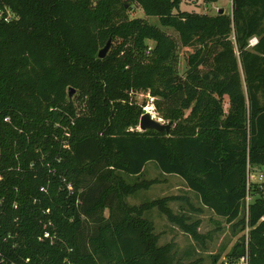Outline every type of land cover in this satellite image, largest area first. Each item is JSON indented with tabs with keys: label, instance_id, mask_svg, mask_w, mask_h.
Segmentation results:
<instances>
[{
	"label": "trees",
	"instance_id": "1",
	"mask_svg": "<svg viewBox=\"0 0 264 264\" xmlns=\"http://www.w3.org/2000/svg\"><path fill=\"white\" fill-rule=\"evenodd\" d=\"M183 2L199 0H1L17 18L0 23V258L223 264L245 256L264 264V181L248 182V171L264 166V0H231L230 13L184 10ZM133 4L165 29L129 17ZM181 47L192 49L182 75ZM139 92L171 122L168 133L138 129ZM149 161L181 177L199 204L187 195L129 203L158 182L141 178ZM174 201L188 212H175ZM153 208L201 250L222 219L241 234L221 261V253L209 263L184 259L174 240L158 243L145 216ZM204 208L216 219L202 233L192 214ZM48 220L53 243L39 239Z\"/></svg>",
	"mask_w": 264,
	"mask_h": 264
},
{
	"label": "rangeland",
	"instance_id": "2",
	"mask_svg": "<svg viewBox=\"0 0 264 264\" xmlns=\"http://www.w3.org/2000/svg\"><path fill=\"white\" fill-rule=\"evenodd\" d=\"M207 7L209 13L214 12L215 7L223 8L224 12L230 13L231 12V0H217L215 2L211 3H204L202 0H199L198 4L193 5L190 3H181V8L184 10H195L198 12H204V8ZM129 17H142L146 18L150 23H153L157 26H160L161 28H164L159 23L157 16H146L143 12V10L133 4L128 12ZM168 31L172 32V28L167 27ZM254 38V37H253ZM256 38V37H255ZM249 45L250 40H249ZM192 51L191 48L181 47L179 49V63H178V70L179 73L182 75L184 74V71L186 70V56ZM132 97L135 101H137L140 104H144V108H150L151 114L156 118L161 120L162 122H166L164 119L159 117L158 113L155 111V107L153 104V98L149 94L145 93H133ZM84 104H79L80 109H84ZM224 110L227 112L229 109V104L227 102L223 105ZM260 168L253 167L250 169V173H259L258 171ZM261 170V169H260ZM141 178L145 179H153L157 178L158 182L152 184L147 189H141L137 192L130 194L127 196V201L131 204H139L142 201L158 198L165 195H187L190 199L193 200V202L197 203L195 200L197 197L193 192H191L184 180L175 174H164L162 173L159 168L156 166V163L154 161H149L146 163L143 174ZM126 179L129 183H132L134 177L126 176ZM251 182H259V178L257 181ZM169 206L175 211H185L187 210V205L184 202L181 201H174L170 202ZM105 214H108V210H105ZM145 216L150 218L154 222L155 231L157 233H160V239L159 244H163L164 242H168L170 240H174L177 246V250H179L180 247L193 245L194 240L184 232H182L180 229H178L175 225L171 224L164 215H162L156 208H153L149 211L145 212ZM193 217H196L195 214H192ZM199 216V215H198ZM201 219V225L199 227V231L202 233L207 232L210 229H213L215 227L214 223L212 222V219H216V216L208 209L204 208L200 215ZM221 231L216 232L215 237L211 241H207V248L201 251L200 253H203L205 256V261H209V254L210 253H221V260H223V256L226 255V253L230 250L232 245L238 240L239 235L241 232H239L237 235H232L231 228L228 224L224 223V220H221ZM201 246H199L200 248ZM201 250V248H200ZM178 254V253H177ZM179 255V254H178ZM239 261V260H238ZM237 262H233V264H237ZM240 262V261H239Z\"/></svg>",
	"mask_w": 264,
	"mask_h": 264
},
{
	"label": "built area",
	"instance_id": "3",
	"mask_svg": "<svg viewBox=\"0 0 264 264\" xmlns=\"http://www.w3.org/2000/svg\"><path fill=\"white\" fill-rule=\"evenodd\" d=\"M207 9L208 8L205 7L204 8V12H207L208 11ZM219 9L220 8L215 7L214 11H218ZM16 18H17V16L14 13V11H12L11 8L8 5H6L5 3H1V0H0V23H8V22H11L12 20H14ZM256 42H257V38L254 37V38L250 39V44L251 45H254ZM4 120L9 121V118L5 117ZM250 176H252V173H250V171H248V182H250V180H251ZM259 180H260L259 182H263L264 181V166L261 168V173L259 174ZM67 189L71 190L70 183L67 184ZM40 190L44 191V190H46V187L42 186L40 188ZM249 200H250V197L247 195L246 196V202L248 203ZM46 211L48 212V209ZM50 224H51V220H48L47 222L44 223V227L45 228H44L41 236H39V239L40 240L49 239V241L51 243H53V241L55 240V234H53L51 231H49L46 228ZM239 261H238L237 264H247L245 256L241 257L239 259ZM66 262H67V264H73V262L70 261L69 259H66ZM0 264H15V262L7 261L4 258H0ZM223 264H233V263H229V262L225 261Z\"/></svg>",
	"mask_w": 264,
	"mask_h": 264
},
{
	"label": "water",
	"instance_id": "4",
	"mask_svg": "<svg viewBox=\"0 0 264 264\" xmlns=\"http://www.w3.org/2000/svg\"><path fill=\"white\" fill-rule=\"evenodd\" d=\"M222 12H223V8H220L218 10V13H222ZM111 42H112V40H111V37H110L107 40V42L105 43V45L99 49L98 57L103 58L107 54V52L110 49ZM73 92H74V89L70 87L68 95L71 96ZM170 124H171V122L165 123V122H162L159 119H156L151 114L150 110L144 108L143 109V113L141 114L140 119H139L138 129L141 130V131L155 130V131H158V132L165 131V132L168 133L169 129H170Z\"/></svg>",
	"mask_w": 264,
	"mask_h": 264
},
{
	"label": "crops",
	"instance_id": "5",
	"mask_svg": "<svg viewBox=\"0 0 264 264\" xmlns=\"http://www.w3.org/2000/svg\"><path fill=\"white\" fill-rule=\"evenodd\" d=\"M258 171H260L259 173H252V176H250V179L252 181H257V179L259 178V174L261 173V170L259 169ZM188 188V187H187ZM189 189V188H188ZM191 191V190H190ZM192 192V191H191ZM194 194V193H193ZM196 196V195H195ZM253 199V196H251V200ZM192 202L193 200L190 199ZM197 201V203H195V205H198L199 204V201H198V198L195 199ZM196 215V218H201L200 215L201 213H193ZM199 215V216H198ZM201 220V219H200ZM179 255L180 257L184 258V259H187V258H192V257H202L205 261V256L203 255V253H200L201 251L203 252V250H200L198 248V246L196 245V243H193V245H188V246H184V247H180L179 248ZM210 254H214V253H210ZM209 254V256H210ZM208 256V257H209ZM220 261V260H219ZM210 262V257H209V261H205V263H209Z\"/></svg>",
	"mask_w": 264,
	"mask_h": 264
},
{
	"label": "bare ground",
	"instance_id": "6",
	"mask_svg": "<svg viewBox=\"0 0 264 264\" xmlns=\"http://www.w3.org/2000/svg\"><path fill=\"white\" fill-rule=\"evenodd\" d=\"M146 109L150 110V108H146Z\"/></svg>",
	"mask_w": 264,
	"mask_h": 264
}]
</instances>
